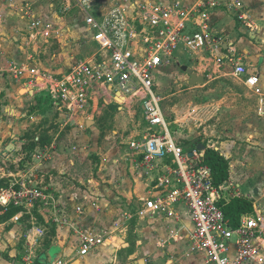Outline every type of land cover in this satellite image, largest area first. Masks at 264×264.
<instances>
[{
    "label": "crops",
    "instance_id": "1",
    "mask_svg": "<svg viewBox=\"0 0 264 264\" xmlns=\"http://www.w3.org/2000/svg\"><path fill=\"white\" fill-rule=\"evenodd\" d=\"M62 1L0 0V178L4 177L7 170L19 174L21 158L16 155L22 152L25 159L31 153L29 158L32 159L34 155V159L26 168L33 170L39 182L60 197L70 221L99 235L112 234L105 244L80 258L79 238L73 230L69 226L55 224L50 213H36L46 231L38 248L41 250L38 260L42 264H50L56 260L63 264H205L203 254L189 253V236L194 230V223L183 205L179 206L176 218L155 215L126 221L124 217L126 212H135L143 199L151 195L144 180L136 176L138 170L132 162L127 145L131 138L142 135L145 127L143 132L125 138L117 130L120 128L121 113L111 110L139 112L142 118L139 109L133 110L117 104L106 107L107 102L105 107L98 106L95 101L86 113L71 118L48 93L30 83L29 75L16 80L7 72L9 64L14 63L63 73L79 60L87 59L97 52L93 32L85 24L86 13L76 4L66 1L64 4ZM91 1L92 11L97 17L116 7L125 9L133 16L135 9L134 0H107V7L102 6L99 1ZM157 1L163 5L180 1L185 6L193 7L200 0ZM240 2L254 21L255 31L244 27L234 12L227 8L210 11L209 23L214 34L228 39V45H224L217 55L233 51L247 71L249 67L248 75L238 77L243 83L246 77L259 75L261 93L253 92L262 99L264 0ZM24 4L32 8L35 19L51 26L48 37L34 36L30 20L21 14ZM74 10L82 19L83 25L69 16ZM88 33H91L89 37ZM254 42L255 45L252 44ZM176 52V62L187 59L196 62V66L189 71L195 74L196 70L206 72L209 79L223 74L224 70L232 71L231 68L218 71L208 54L191 53L184 46H180ZM252 62L254 64L251 66ZM161 73L162 70L159 74ZM197 75L202 77L200 73ZM203 78L206 84V78ZM107 111L112 114L110 124L115 127L112 131L114 138L122 139L121 147L114 146L111 142L107 143V147H99L101 121ZM83 125L85 128H81ZM258 126L260 123L252 119L232 141L218 142V145L207 147L220 152L229 163L230 179L222 186V201L245 198L254 202V210H264V172L253 174L251 166L246 165L252 157L255 160L257 156H262L264 159V135L259 133ZM27 138L30 139L29 143ZM89 146H93V152L96 151L100 156L99 164L94 165L82 153ZM38 153L47 154L49 159L41 161L37 157ZM92 154L94 153H89L88 156ZM12 166L16 167L15 171ZM77 208L83 209L81 215L77 213ZM26 217L29 216L24 218ZM0 226V264H22L17 251L22 228L19 225L11 226L9 221ZM235 255L236 248L232 246L230 257L234 258Z\"/></svg>",
    "mask_w": 264,
    "mask_h": 264
},
{
    "label": "built area",
    "instance_id": "2",
    "mask_svg": "<svg viewBox=\"0 0 264 264\" xmlns=\"http://www.w3.org/2000/svg\"><path fill=\"white\" fill-rule=\"evenodd\" d=\"M66 1L86 13L85 24L93 32L97 52L63 73L14 63L9 64L7 72L16 80L29 75L30 83L48 93L71 118L86 113L95 101L98 106L105 107L107 102L106 107L117 104L139 109L145 131L127 145L138 170L136 176L144 180L151 195L135 212H126V221L155 215L176 218L183 205L194 223L189 236L190 254H203L205 264H264V210L256 208L245 215L236 229L228 225L220 207L223 188L214 185L212 170L203 163L204 152L198 147L186 150L178 143L165 116L163 99L156 92V76L172 64L180 46L191 53L208 54L218 71L231 68L236 77L248 75L233 51L217 55L228 45V39L214 34L209 23L210 11L227 8L244 27L255 31V23L242 2L200 0L188 7L180 1L163 5L157 0H134L133 16L116 7L97 17L91 0ZM21 14L30 20L34 36L50 35L51 26L35 19L29 5H23ZM244 83L261 93L259 75L246 77ZM261 110L264 114V96ZM37 157L41 161L49 159L42 153ZM28 165L17 175L7 170L0 178L4 182L0 186V212L15 209L19 211L17 220L29 216L36 221V213H50L55 224L69 226L79 238L80 258L105 244L112 233L99 235L70 221L60 197L40 183L34 171L26 168ZM77 213L81 215L83 209L77 208ZM45 236L42 226L28 233V255L23 259L26 264H42L36 253ZM232 246L236 248L234 258L230 257ZM50 264L63 263L56 260Z\"/></svg>",
    "mask_w": 264,
    "mask_h": 264
},
{
    "label": "rangeland",
    "instance_id": "3",
    "mask_svg": "<svg viewBox=\"0 0 264 264\" xmlns=\"http://www.w3.org/2000/svg\"><path fill=\"white\" fill-rule=\"evenodd\" d=\"M64 1L66 0L62 2L64 3ZM96 1H99L102 6H109L105 3L107 0ZM75 11L70 13L69 16L76 19L79 25H83L82 19ZM90 34L88 33L87 37ZM87 37H84V39ZM252 44L255 45L256 42ZM176 55L177 52L175 53ZM195 63L188 59L182 62L174 60L172 64L162 69L161 74L156 76V92L163 99L165 116L178 143L186 150H192L195 148V144L207 147L218 145V142L232 141L240 129L252 119H256L260 123L258 130L261 135H264V114H261V99L258 94L247 88L243 80L233 75L230 70H224L223 74L212 79L208 78V73L196 70V74L200 73L202 77L206 78V84H191L188 71L196 66ZM253 64L252 62L250 65L252 66ZM112 111L117 112V114L121 113L119 116L120 128L117 130L125 138L144 131V121L139 112H129L128 110L121 112L117 109ZM111 112L109 111L108 113L107 111L103 121H101L99 147H107L108 142L113 143L114 146H122V139L114 138V134H112L115 127L110 124L112 121ZM93 151V146H89L87 151L82 153L96 165L101 162V159L96 151ZM89 153L94 154L88 156ZM16 156L21 158L20 168L23 170L25 169V164H30L33 161L27 157L23 159L24 155L22 152ZM246 165L251 166L250 171L253 174L264 172V159L262 156H257L255 160L252 157L251 161H248ZM12 170L15 171L16 167L12 166ZM18 212L15 209L1 211L0 225L9 221L11 226L19 225L22 228L19 234L20 243L17 251L21 263L26 264L23 259L28 255V233L35 226L44 227V225L41 220L36 221L30 217L17 220ZM40 254L41 250L38 249L36 255L40 256Z\"/></svg>",
    "mask_w": 264,
    "mask_h": 264
},
{
    "label": "trees",
    "instance_id": "4",
    "mask_svg": "<svg viewBox=\"0 0 264 264\" xmlns=\"http://www.w3.org/2000/svg\"><path fill=\"white\" fill-rule=\"evenodd\" d=\"M173 133V131H172ZM198 144H195V148ZM31 154V153H30ZM27 155V158H29ZM203 163L209 166L213 173L214 185L221 187L230 179L229 163L220 152L213 148L206 147L204 151ZM4 184L0 181V186ZM254 202L245 198H233L230 201H222L220 207L224 212L225 220L230 227L236 229L241 223V218L244 215L253 213Z\"/></svg>",
    "mask_w": 264,
    "mask_h": 264
},
{
    "label": "water",
    "instance_id": "5",
    "mask_svg": "<svg viewBox=\"0 0 264 264\" xmlns=\"http://www.w3.org/2000/svg\"><path fill=\"white\" fill-rule=\"evenodd\" d=\"M188 74L191 77V84H203L204 83V78L198 76L197 74L193 73L192 71H188ZM199 150L201 152H204L206 150V147L204 145H200Z\"/></svg>",
    "mask_w": 264,
    "mask_h": 264
}]
</instances>
